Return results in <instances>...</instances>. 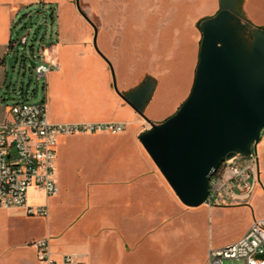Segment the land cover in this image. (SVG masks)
Listing matches in <instances>:
<instances>
[{"label": "rangeland", "instance_id": "obj_1", "mask_svg": "<svg viewBox=\"0 0 264 264\" xmlns=\"http://www.w3.org/2000/svg\"><path fill=\"white\" fill-rule=\"evenodd\" d=\"M79 5L97 29L98 52L93 46L94 29L78 12L76 0H36L22 8L13 38L26 37L27 44L16 46L9 59L12 95L30 104H49V79H38L34 72L40 62L55 72L54 66L61 68L65 60L94 69L99 59L109 68L105 58L122 94L147 78L154 80L161 90L150 106L162 122L172 117L193 84L201 41L198 25L219 10V0H79ZM238 10L249 37L254 29H264V0H241ZM85 83L97 90L94 80ZM60 92L68 98L76 89L67 80ZM134 121L126 127L124 147L128 154L145 156L141 144L144 154L133 152L130 139L139 144V135L149 125L138 115ZM122 136L59 139L55 175L60 193L50 198L47 218L0 210V264H39L30 244L45 237L60 249L89 244L92 256L87 264H209V248L237 242L249 225L264 216V154L258 160L259 180L258 173L256 181L247 173L224 188L210 208L206 204L189 208L180 203L148 155L149 162L137 164L148 175L143 199L135 192L138 181L111 176L114 154L109 146ZM231 191L248 193L249 199L235 200ZM45 203V198L29 192V204ZM144 203L142 221L137 219L142 213L129 208ZM222 264L244 263L223 260Z\"/></svg>", "mask_w": 264, "mask_h": 264}, {"label": "water", "instance_id": "obj_2", "mask_svg": "<svg viewBox=\"0 0 264 264\" xmlns=\"http://www.w3.org/2000/svg\"><path fill=\"white\" fill-rule=\"evenodd\" d=\"M240 1L219 0V10L199 23L201 41L191 90L178 111L161 123L144 114L155 81L147 78L122 94L111 63L103 58L115 93L149 125L138 137L140 144L180 203L189 208L207 203L210 180L223 163L256 152L264 129V29L256 28L248 36ZM76 8L94 29L97 51V29L79 0Z\"/></svg>", "mask_w": 264, "mask_h": 264}, {"label": "built area", "instance_id": "obj_3", "mask_svg": "<svg viewBox=\"0 0 264 264\" xmlns=\"http://www.w3.org/2000/svg\"><path fill=\"white\" fill-rule=\"evenodd\" d=\"M14 47L25 46L27 38L14 40ZM55 70L58 66H54ZM34 72L37 78H46L50 67L40 62ZM124 123L54 124L48 120L45 102L30 104L16 96L9 107V118L0 123V210H20L30 217L47 218L50 198L60 189L55 178L57 144L60 138L76 135L110 134L125 131ZM264 140V129L260 141ZM258 151L248 158L237 156L222 164L210 180L206 206L227 186L250 173L256 181ZM45 198L41 205L29 204V192ZM230 197L246 201L249 194L230 192ZM39 264H85L77 255L55 252L51 238L31 242ZM209 264H222L223 260L242 261L244 264H264V218L255 220L237 242L220 249H209Z\"/></svg>", "mask_w": 264, "mask_h": 264}, {"label": "crops", "instance_id": "obj_4", "mask_svg": "<svg viewBox=\"0 0 264 264\" xmlns=\"http://www.w3.org/2000/svg\"><path fill=\"white\" fill-rule=\"evenodd\" d=\"M34 2H36V0H0V123L9 118V107L12 106L16 98V96L12 95L10 89L11 87L9 85V59L15 49L13 43V30L16 25L18 14L22 8L30 6ZM244 11L249 21L253 23L254 21L252 20L248 7H245ZM95 65L96 67L94 69L88 68L85 64L82 67H78L73 64V62L65 60L62 61L61 68L57 65L58 69L55 72H49L46 77L49 79V86L47 85V88H49V104L45 102V105L48 120L51 123H124L126 124V127L133 125L137 114L115 93L109 68H107L99 59H97ZM69 71H71L72 74H70ZM68 74H70V79H67L69 77ZM87 79L97 82V90L88 88V84L85 83ZM67 80H70L71 85H73V88L76 89V92L68 98L63 97L60 92L61 86L63 83H66ZM120 81L121 80L119 78V83ZM160 90V88L157 89V84H155L152 97L144 111L145 116L153 123H159L163 120L162 117L156 115L153 107L150 106L152 99L158 91L160 92ZM58 96L60 99H63V101H60L59 98H57ZM127 133V129L125 128L124 132L117 134L123 136L120 139L115 140L116 142L114 141L116 144L111 142V145L109 146L110 151L114 154L110 160L112 164L110 167V174L117 180L127 179L131 182H134V180L135 182L138 181L137 184L139 186L136 187L137 190H135V192L137 195L142 196L141 199H143V196L145 195V180L148 178V175L145 174V170H143L144 166L140 168L137 164L139 162L143 163L146 159L148 160L149 157L146 152L145 156H142V154L141 156H137L135 154L131 155V153L128 154L124 147L127 141L123 140V137L128 136ZM130 141L133 145V152L143 153L144 150L142 149L140 143L136 144L131 139ZM260 143L263 144L262 148H260ZM257 151L259 160V158L264 154V140H261L258 143ZM57 161L58 156L56 164ZM147 162H149V160ZM67 169L68 168H66V170ZM259 178L260 166L258 161V180ZM131 187L132 186H130V188ZM47 203L49 205V200ZM129 209L140 211L142 213L140 215L141 218L137 217V219L145 221V203L137 206L133 205ZM263 218L264 216H261L259 219ZM250 226L251 225L246 228L245 232ZM53 250L55 252H65L77 255L85 262V264H87L92 256L91 247L86 243L69 244L62 249L53 247Z\"/></svg>", "mask_w": 264, "mask_h": 264}, {"label": "bare ground", "instance_id": "obj_5", "mask_svg": "<svg viewBox=\"0 0 264 264\" xmlns=\"http://www.w3.org/2000/svg\"><path fill=\"white\" fill-rule=\"evenodd\" d=\"M145 150V149H144ZM146 152V151H145ZM148 155V154H147ZM150 158V157H149ZM232 159H234V158H232ZM232 159H230V160H228V161H231ZM170 187V186H169ZM172 190V189H171ZM173 192V191H172ZM174 193V192H173Z\"/></svg>", "mask_w": 264, "mask_h": 264}]
</instances>
